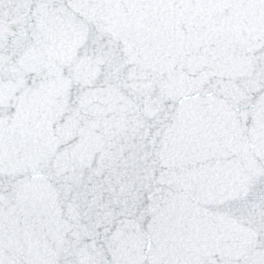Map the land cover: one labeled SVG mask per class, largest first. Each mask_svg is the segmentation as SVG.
I'll return each mask as SVG.
<instances>
[{
    "label": "water",
    "instance_id": "1",
    "mask_svg": "<svg viewBox=\"0 0 264 264\" xmlns=\"http://www.w3.org/2000/svg\"><path fill=\"white\" fill-rule=\"evenodd\" d=\"M0 264H264V0H0Z\"/></svg>",
    "mask_w": 264,
    "mask_h": 264
}]
</instances>
